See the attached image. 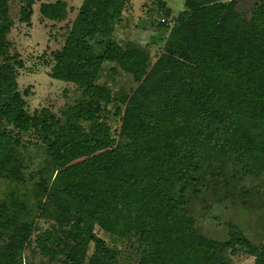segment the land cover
Segmentation results:
<instances>
[{
  "label": "trees",
  "instance_id": "1",
  "mask_svg": "<svg viewBox=\"0 0 264 264\" xmlns=\"http://www.w3.org/2000/svg\"><path fill=\"white\" fill-rule=\"evenodd\" d=\"M241 1L185 0L173 17L160 0L172 35L154 57L156 40L116 37L131 0H83L49 73L81 92L31 114L0 0V264H118L97 230L136 244L135 264H264L235 224L224 241L205 235L210 205L198 217L192 202L250 209L246 183L264 175V0ZM20 2L30 24L36 1ZM40 13L61 23L69 9Z\"/></svg>",
  "mask_w": 264,
  "mask_h": 264
},
{
  "label": "rangeland",
  "instance_id": "2",
  "mask_svg": "<svg viewBox=\"0 0 264 264\" xmlns=\"http://www.w3.org/2000/svg\"><path fill=\"white\" fill-rule=\"evenodd\" d=\"M33 15L29 23L20 21V0H9L10 17L14 22V29L9 36L13 45V53H17L25 62V69L19 70V86L24 92L29 90L27 97L28 110L31 114L43 108H52L59 112L66 104H70L81 90L73 85L50 78L49 73L54 65L52 53L60 50L65 44L67 33L64 30L68 22H73L77 17L83 0H35ZM66 2L69 9L67 21L54 23L44 20L40 7L42 4ZM160 0H131V8L123 16V22L117 27L116 37L124 42L129 38L136 40L149 37L145 41L156 40L154 43L156 52H162L163 40L169 41L172 31L161 28L159 22L167 18L164 12L159 10ZM166 2V9L172 8L173 17L183 11L185 0H161ZM258 0H242L241 8L245 10ZM144 36V37H142ZM144 41V43H145ZM171 64V63H170ZM165 63H159L158 68L164 67ZM33 139V138H29ZM250 190V209H243L239 203L226 200L225 205H217L213 199L202 197L193 198L192 202L196 216H200V206L206 203L210 205L211 212L205 218H201L200 229L207 236L220 241L228 238L226 224L231 223L239 226L242 231L257 244H264V175L258 178H250L247 183ZM230 193V192H229ZM211 196V195H210ZM209 196V197H210ZM214 196V195H213ZM256 197V198H253ZM97 235L106 243L119 251L118 264H135L139 259L138 246L134 243H117L115 239L103 231L97 230ZM94 246H91L89 255H92ZM231 264H255L254 257L235 255L231 258Z\"/></svg>",
  "mask_w": 264,
  "mask_h": 264
}]
</instances>
